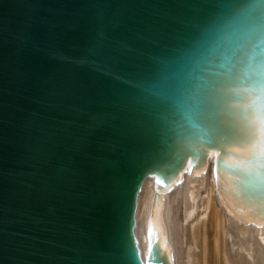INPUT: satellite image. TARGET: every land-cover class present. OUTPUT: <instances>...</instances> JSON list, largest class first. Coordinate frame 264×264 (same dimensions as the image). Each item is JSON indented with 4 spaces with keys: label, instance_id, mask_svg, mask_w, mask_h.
Returning a JSON list of instances; mask_svg holds the SVG:
<instances>
[{
    "label": "water",
    "instance_id": "1",
    "mask_svg": "<svg viewBox=\"0 0 264 264\" xmlns=\"http://www.w3.org/2000/svg\"><path fill=\"white\" fill-rule=\"evenodd\" d=\"M253 39L264 58V0H0V264H174L141 251L139 197L187 169L264 219V122L224 87ZM209 99L219 129L194 127Z\"/></svg>",
    "mask_w": 264,
    "mask_h": 264
},
{
    "label": "bare ground",
    "instance_id": "2",
    "mask_svg": "<svg viewBox=\"0 0 264 264\" xmlns=\"http://www.w3.org/2000/svg\"><path fill=\"white\" fill-rule=\"evenodd\" d=\"M261 95L264 91L255 96L258 109L254 111L264 122ZM255 153L254 162L263 166L258 149ZM228 188L233 196L211 167L197 175L187 169L173 186L161 191L154 179H148L137 213L136 237L141 251L146 252L152 232L169 250L174 264H264L263 216L250 202L240 199L236 184L230 183Z\"/></svg>",
    "mask_w": 264,
    "mask_h": 264
},
{
    "label": "snow or ice",
    "instance_id": "3",
    "mask_svg": "<svg viewBox=\"0 0 264 264\" xmlns=\"http://www.w3.org/2000/svg\"><path fill=\"white\" fill-rule=\"evenodd\" d=\"M261 46L258 39H253L241 60V68L239 72L233 74L231 80L224 87L242 86L246 91L243 95L233 98L234 103H243L249 96H258L260 90L264 89V58L260 55ZM216 105L210 99L199 109L198 116L194 121V127H207L209 129H219V124L211 119ZM181 135L190 136L191 128L188 125L180 124L179 129ZM251 130L245 134L240 132L223 133L219 135L213 142L206 145L207 148L215 150L218 144H223L226 148L235 151L237 147L243 149L245 145H251L253 138ZM231 141V142H230ZM264 151V149H262ZM194 155V154H193ZM134 259L138 258L135 248L131 250ZM159 250L150 251V256H158Z\"/></svg>",
    "mask_w": 264,
    "mask_h": 264
}]
</instances>
